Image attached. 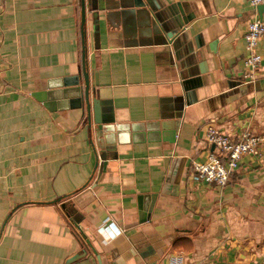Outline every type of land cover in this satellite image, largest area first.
<instances>
[{
  "label": "crops",
  "instance_id": "1",
  "mask_svg": "<svg viewBox=\"0 0 264 264\" xmlns=\"http://www.w3.org/2000/svg\"><path fill=\"white\" fill-rule=\"evenodd\" d=\"M152 1L181 21L173 43L134 34L118 9L99 12L96 42L81 0H0V264H264V37L253 77L244 63L246 25L264 5ZM84 63L126 127L106 136L116 157L104 169L64 85ZM209 126L263 137L223 187L192 170Z\"/></svg>",
  "mask_w": 264,
  "mask_h": 264
},
{
  "label": "water",
  "instance_id": "2",
  "mask_svg": "<svg viewBox=\"0 0 264 264\" xmlns=\"http://www.w3.org/2000/svg\"><path fill=\"white\" fill-rule=\"evenodd\" d=\"M86 5L90 6V10L93 11V29L95 32L96 42H98L99 30H100V11H111V10H121L119 15L122 18V26H131L134 34L138 36H159L161 30L165 33V37L168 43H173L177 37L175 29L181 26V21L177 18H173L171 22H165L164 19L160 18L153 10L155 6L152 0H81V14L82 23L85 22V11ZM264 5V4H262ZM259 5L258 7L262 6ZM109 17V13H107ZM130 15V16H129ZM81 80L83 85L80 84ZM234 83L235 85H240V83ZM65 86H76L78 91L80 106L84 108L87 119V127L90 134H93L95 139V145L97 149L96 153V166L104 169L106 161L112 156L116 157L114 153L113 146L106 143V136L109 135L113 139H116L117 132H123L125 126H118L116 124L117 119L113 113L111 106H103V102L97 99L96 94L90 89L88 73L86 69V63L83 64L82 71L77 77H72L69 82L64 84ZM43 94H34V97L40 101V97ZM77 229L85 237L84 232L78 225ZM86 242L91 247L93 252L96 254L99 260V254L87 239Z\"/></svg>",
  "mask_w": 264,
  "mask_h": 264
},
{
  "label": "built area",
  "instance_id": "3",
  "mask_svg": "<svg viewBox=\"0 0 264 264\" xmlns=\"http://www.w3.org/2000/svg\"><path fill=\"white\" fill-rule=\"evenodd\" d=\"M252 6L264 4V0H248ZM264 37V19H253L246 25L245 41L247 56L244 59L245 65L250 69L247 74L253 77L255 71L261 63V55L257 52L259 39ZM205 143L207 145V155L202 161H195L192 170L198 179L218 187H223L229 181L231 175L240 167V162L245 155H256L263 143V137L245 130L239 135L232 137L220 131L215 126L207 128ZM103 226L102 235L110 238L106 227ZM113 228V227H112ZM113 231L120 233L121 228L114 225ZM167 264H187L180 254L170 255Z\"/></svg>",
  "mask_w": 264,
  "mask_h": 264
}]
</instances>
